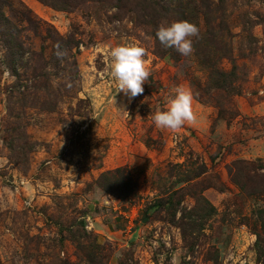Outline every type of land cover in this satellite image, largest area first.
I'll return each instance as SVG.
<instances>
[{
  "label": "rangeland",
  "instance_id": "obj_1",
  "mask_svg": "<svg viewBox=\"0 0 264 264\" xmlns=\"http://www.w3.org/2000/svg\"><path fill=\"white\" fill-rule=\"evenodd\" d=\"M199 3L183 56L155 37L178 18L150 24L145 0H0V264H264V172L228 173L264 164V0H224L215 38ZM126 44L151 73L131 101L110 74ZM178 86L196 122L157 128Z\"/></svg>",
  "mask_w": 264,
  "mask_h": 264
},
{
  "label": "clouds",
  "instance_id": "obj_2",
  "mask_svg": "<svg viewBox=\"0 0 264 264\" xmlns=\"http://www.w3.org/2000/svg\"><path fill=\"white\" fill-rule=\"evenodd\" d=\"M199 34L198 27L187 20H176L170 24H161L155 31V37L166 48H175L183 55L189 56L194 51L193 38ZM146 49L136 44L120 45L110 50V74L117 93H123L129 101L142 95L143 85L151 73L146 66ZM175 94L167 102L164 110H157L152 120L157 128L176 131L186 123L194 124L196 115L193 111V93L184 86H178ZM173 264H178L174 257Z\"/></svg>",
  "mask_w": 264,
  "mask_h": 264
},
{
  "label": "trees",
  "instance_id": "obj_3",
  "mask_svg": "<svg viewBox=\"0 0 264 264\" xmlns=\"http://www.w3.org/2000/svg\"><path fill=\"white\" fill-rule=\"evenodd\" d=\"M148 2V5L150 7V12L148 13V15L150 14V24L152 22H156L155 20L159 19L160 21L165 17V15H174L178 18V20H187L188 19V14L185 16L186 10L188 9L184 4H183V0H145ZM224 0H219V3H215L213 0H200L199 5H195L193 6L194 9L193 12L196 14L197 12L200 13L203 16V19L205 20L204 22L207 24V26L211 27V31L208 33V35L212 38H215V32L213 31L212 28V22H214L215 17L217 16V14H221V17L219 20V25L222 26L223 28H225V24L224 19L226 16H224L223 13V9H224ZM54 7H57L53 4H51ZM172 6V7H171ZM222 11V12H221ZM11 23L8 20V18L4 17V14L0 8V34L2 36V42L4 44V46L6 47V49H8L9 51L13 50V46H14V52L15 50V46H17V41H16V31H14V29H12L11 27ZM16 73V72H14ZM248 170H252V171H263L264 172V164H255V163H244V162H236L233 163L230 167H228V173L230 175V177L232 178V182H234L238 187L242 186L241 179L243 176V173L245 171V169ZM204 167L199 166L196 168L195 170V175L194 177L196 179H200V177L205 173V171L203 170ZM258 175V174H255ZM199 181H196V185H198ZM128 185V184H126ZM244 187V184H243ZM191 193V191H190ZM264 194V193H263ZM191 195L192 198H194L196 200V207H198L199 210L201 211H206L205 215L203 216H209L212 215V213L214 212V208L210 205H208L207 203V207L206 205H203L204 203V199L202 198V196L200 195V193L196 194V193H192L189 194ZM261 195V194H258ZM166 205L169 206L168 211L169 213L174 212V204L173 201L165 202ZM206 204V202H205ZM163 206H159L156 207V209H161ZM262 210H258L257 212H260ZM211 213V214H210ZM260 215V220L264 224V215H262V213H259ZM203 216H201V218H203ZM204 217V218H205ZM200 217H198L199 220Z\"/></svg>",
  "mask_w": 264,
  "mask_h": 264
}]
</instances>
